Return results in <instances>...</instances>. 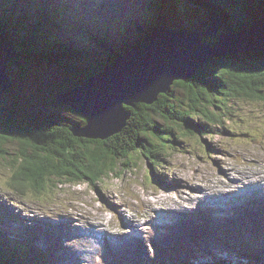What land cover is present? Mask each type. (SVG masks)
Returning a JSON list of instances; mask_svg holds the SVG:
<instances>
[{"label": "rangeland", "instance_id": "obj_1", "mask_svg": "<svg viewBox=\"0 0 264 264\" xmlns=\"http://www.w3.org/2000/svg\"><path fill=\"white\" fill-rule=\"evenodd\" d=\"M93 1L96 2L97 10H108L110 17L113 18L114 16L115 18L123 17L122 12L130 8L141 12L144 8V0ZM183 5L185 6L184 13L193 14L190 19L196 16L200 17V14H194L192 11L194 9L187 1L183 0ZM22 8L27 9L24 11L26 19L29 18L30 10L36 16L32 0H28V4ZM137 10H134L132 14L137 13ZM219 19L222 21L220 16ZM179 20H183L182 16ZM68 25L66 28L58 26L51 35L58 40H65L71 45L76 43L75 40L81 44H85L86 41L93 47L92 50L97 49L96 43L98 41L83 37L80 34L81 29H77L74 22H69ZM6 69L9 70V76L14 87L7 94H0V108L20 105V107L33 110L26 109L34 115H37L36 113L41 115L52 114L57 118L59 113L73 119L71 115H75V113H70L66 107L55 104L53 99L55 91H59L62 85L66 87L73 85L76 74L67 73L52 65H31L24 58L22 61L18 58L9 61ZM22 72H32L33 74L31 76L27 74L25 77ZM175 96L181 99L186 98L182 89H177ZM234 104L232 106L236 117L233 122L225 124L226 128L221 129V134L205 136L197 132L190 133L185 129L186 131L181 130L176 134L178 140L174 144L171 142L162 143L153 137L154 145L160 150L159 153L164 158L161 168H157L156 175L159 179L154 176L153 167H151L152 177H154L153 183L152 179L149 180L148 174L145 173L146 166L142 163L145 162L143 159L139 166L133 164L126 169L119 166L123 172L118 173L116 171L113 175H109L105 181H102L106 185L105 189H102L100 182L96 183V187L85 183L58 184L54 192H47L44 198L39 199L40 196L32 194L34 188L31 187L30 183L24 181L21 186L24 188L22 190L25 194L19 196L12 189L14 185L12 180L14 172L21 166L18 153L23 146L21 145L20 148L17 140L0 138V148L3 150V154L0 155V204L5 206L0 207V211H12L13 214L10 215L22 222L17 220L19 223H14L0 215V231H14L16 235L22 234L25 237H30V232L35 231L37 234L35 233L34 239L30 240V250L38 254L44 252L50 257L51 264H93L94 261L97 264H111L110 256L107 257L106 261L99 260L100 256L106 255L105 247L108 246L106 240L101 239V236L106 233L120 236L119 233H112L120 230L125 233V237L120 236L125 240V242L120 243L123 250L112 247L111 243L109 246L114 249V253L123 252L126 255L122 254L121 257H116L113 260L114 264H117L116 261H119L120 264H133L134 261L138 264H238L241 263L240 261L264 264L262 247L259 246L261 251L254 247L256 243H264V234L257 232L258 235L253 236V238L241 239L247 233V229L251 227L263 229L261 231L264 233V217L261 216V207L251 211L240 210L236 220H234L235 223L230 226V219L219 217L220 215L209 214L205 217V223H195L188 216L192 215L196 219L195 211L203 215L207 210L203 202L198 199L196 201L195 197H187L186 194H194L200 197L202 196V189L211 192L215 187L218 189L220 185L224 188H221L219 192L227 191L231 187L227 183L229 180L232 179V185L235 184L236 174L233 171H242L240 176H249V179L255 177L256 181L263 179L264 182V104L241 100ZM50 110L55 113L50 112ZM157 122L163 125L161 121ZM68 123L73 124L72 121ZM242 132L250 133L251 137L244 139L241 135ZM85 141L92 140L85 139ZM237 151L240 153L238 154ZM139 167L141 168L139 169ZM222 178L225 180L222 181ZM188 184L198 186L199 193L194 191L185 193L180 191L182 189L179 190L182 186L183 189L189 188ZM176 191H180V194ZM219 192L213 197L214 200L223 196ZM261 192L264 194V183ZM245 195L247 194L237 193L235 196ZM230 196L235 198L232 194L218 201L219 205L229 213L236 209L233 207ZM180 197L186 198V200L182 202ZM173 200L180 202H173ZM192 200L193 203L189 205V201ZM261 201L264 204V195ZM168 203L181 208H184L186 204L190 211L185 209L179 218L163 219L166 223L165 226L153 227L142 224L138 227L139 230L131 232L143 218V215L139 214L141 210L151 209L153 214H155L154 207L159 206H161L159 207L161 212L174 210L166 206ZM153 214L147 215L145 223H154ZM130 217L131 221L137 225L127 224L126 221ZM252 218L254 221H251ZM89 219H92L90 225L88 224ZM86 221L87 225L85 226ZM96 226L100 230L106 229L101 232L94 228ZM216 227L217 229L213 232L207 229ZM168 228L175 229L165 232V229ZM169 233L174 235L177 240ZM85 234H89V236L85 237ZM94 235H96L95 237L99 236L95 245L91 240ZM208 238L209 241H207ZM193 239L195 242H203L208 246L204 251L205 254L194 249L196 243H193L191 247ZM46 240L55 241L43 245ZM248 240H252L250 246L254 248H246L249 250L246 254L243 255L242 247L233 248L239 241L250 243ZM83 246L90 248L91 258H87L86 251L82 249ZM260 252L263 253L262 256ZM53 254L55 255L53 256ZM59 256L61 257L60 262ZM45 259H47L46 264H49L47 256Z\"/></svg>", "mask_w": 264, "mask_h": 264}, {"label": "trees", "instance_id": "obj_2", "mask_svg": "<svg viewBox=\"0 0 264 264\" xmlns=\"http://www.w3.org/2000/svg\"><path fill=\"white\" fill-rule=\"evenodd\" d=\"M42 1L32 0L35 10ZM185 1L194 9V14H200V17L190 19L193 14L184 13L183 0H146L143 24H139L143 29H136V33L133 28L128 30L127 24L103 25L108 19L91 16L83 0H49L45 7L39 8L35 16L36 23L24 21V0H0V46L9 43L16 51L17 58L21 61L22 58L26 59L28 64L52 65L76 74L71 87L74 88L91 75L99 74L105 65L130 50L146 33L162 29L188 32L203 30L215 16L222 19L221 33L241 31L264 18V0ZM205 5L209 8L206 12ZM181 16L182 21L179 20ZM69 22H74L77 29H81L83 37L98 41L97 49L92 50L93 47L86 41L81 44L75 40L77 44L65 46L50 37L53 29L58 26L66 28ZM22 27L27 34L24 37L20 36ZM202 41L216 43L214 38ZM22 74L26 77L28 72ZM69 89L62 85L61 90L54 94ZM177 89L184 90L185 99L175 96ZM239 100L264 104V50L253 55L209 60L188 81L174 82L170 91L160 94L154 104L124 106L129 119L119 133L106 141L74 138L71 128H83L86 125L84 118L77 114L71 115L73 119L59 113L54 118L40 113L31 114L28 108L20 105L0 108V138L17 140L23 146L18 153L21 166L14 172L12 189L17 195L23 196L25 193L21 183L24 181L30 183L36 195L54 192L58 184L65 183H85L96 187V183L103 185L102 181L116 171L123 172L119 166L125 169L133 164L139 166L143 159L149 180L152 178L151 167L157 178L156 169L161 168L164 158L154 145L153 137L159 142L174 144L178 140L176 134L181 130L205 136L221 134V129L226 128L225 124L235 119L232 105ZM71 121L73 124L68 123ZM2 151L0 148V155ZM260 234H264L263 231ZM246 238L253 236L244 234L241 237ZM248 241L250 243L245 248L260 246L264 249V243H256V246L251 247L252 240ZM27 249L25 246L22 250ZM16 251L19 252L14 253ZM40 259V256L25 254L18 248H0V264H44ZM240 262L238 264H252L251 261Z\"/></svg>", "mask_w": 264, "mask_h": 264}, {"label": "water", "instance_id": "obj_3", "mask_svg": "<svg viewBox=\"0 0 264 264\" xmlns=\"http://www.w3.org/2000/svg\"><path fill=\"white\" fill-rule=\"evenodd\" d=\"M258 21L244 31L219 34L222 21L215 16L203 30L162 29L145 34L130 50L105 65L99 74L56 94L57 104L69 107L86 120L103 119L105 122L101 129H90V132L73 128L72 136L106 141L119 133L129 119L124 106L154 104L160 94L170 91L174 82L188 81L209 60L261 53L264 50V18ZM259 23L260 29L255 31ZM214 37L217 40L214 44L202 41ZM14 59L16 52L11 45L4 43L0 46V94H5L13 86L6 66ZM137 75L149 82L141 94L136 90ZM99 82L105 86L102 93L97 90Z\"/></svg>", "mask_w": 264, "mask_h": 264}, {"label": "bare ground", "instance_id": "obj_4", "mask_svg": "<svg viewBox=\"0 0 264 264\" xmlns=\"http://www.w3.org/2000/svg\"><path fill=\"white\" fill-rule=\"evenodd\" d=\"M219 18V17H218ZM220 20V19H219ZM213 21V20H212ZM211 21V22H212ZM210 22V23H211ZM255 23H258L259 21L258 20H256V21H254ZM209 23V24H210ZM208 24V25H209ZM254 24V23H253ZM252 24V25H253ZM251 25V26H252ZM260 25H261V23H259L258 25H256V28H255V31L256 30H258V29H260ZM248 28H250V27H248ZM246 30V29H245ZM241 31H244V30H241ZM241 31H239V32H241ZM227 32H232V31H224V33H227ZM24 60H26V59H24ZM27 61V60H26ZM138 64V63H137ZM30 76L33 74L32 72H29L28 73ZM136 78L138 79L139 78V75H137L136 76ZM137 85H136V90H137V92L138 93H142V92H144L145 91V89H147L148 88V83L146 82V80L144 79V78H142V77H140L138 80H137ZM94 84V83H93ZM92 84V85H93ZM104 89H105V86H104V84L102 83V82H99L98 83V85H97V90H98V92H100V93H102V92H104ZM56 104V103H55ZM77 113V112H76ZM84 122L86 123V125H85V127H83V128H80V127H78V126H74V127H72L71 128V132L74 130L73 128H76V129H78V130H85L86 132H90V129H101L102 128V126L105 124V122H104V120L103 119H97V120H94V122H92V120L90 121V120H86V119H84ZM264 183V182H263ZM224 185V184H223ZM221 186V185H220ZM219 186V187H220ZM222 187V186H221ZM259 189H261V187H259ZM187 195V197H195V195L193 194H186ZM227 196H229V195H226V196H221L220 197V199H224V198H227ZM180 199L182 200V202H184L185 200H186V198H183V197H180ZM193 203V200L192 201H189V205H191ZM194 205H196V203H194ZM222 208V207H221ZM224 209V208H223ZM185 211V210H184ZM256 222V221H255ZM128 225H137V223H135V222H133V221H131V220H128V223H127ZM255 234H257V231L255 230V228L254 227H251L250 229H247V233L245 234L246 236H255ZM96 235H94L93 236V240H94V242H95V244L97 243V239H98V237L99 236H97V237H95ZM118 239V243H121V242H125V240L123 239V237H120V236H118V235H111V234H109V233H106V234H104V235H102L101 236V239H104V240H106V242H107V244H108V246H109V244L111 243V240H113V239ZM54 242L55 240H46V241H44L43 242V245H45L46 243H48V242ZM207 241H209V238L207 239ZM196 243V246L194 247V249H196L198 252H201V251H204L206 248H208V246L207 245H205L203 242L202 243H200V242H198V241H196L195 242ZM164 246V245H163ZM56 248H57V246H55ZM172 247H175V246H172ZM61 248V247H60ZM170 248V247H169ZM82 249L84 250V251H86V254H87V258H91V253L89 252V250H90V248H88L87 246H83L82 247ZM111 249H113L112 247H111ZM258 250H260L259 249V247H258ZM176 251V250H175ZM261 251V250H260ZM263 251H264V249H263ZM60 252H61V250H60ZM209 252V251H208ZM201 253H203V254H205V252H201ZM118 254H120V255H122V254H125V253H118ZM260 254H261V256L263 255V253L262 252H260ZM108 256H110L111 257V259L112 260H114L116 257H121V256H115V255H113L110 251L108 252V250L106 249V255L104 256L105 257V259H104V257H99V260L100 261H106L107 260V257ZM59 262H60V260H61V257L59 256ZM243 258H245V256H243ZM56 259H57V257H56ZM189 261V260H188ZM200 261V260H199ZM57 262H58V259H57ZM93 264H97L95 261H94V263Z\"/></svg>", "mask_w": 264, "mask_h": 264}]
</instances>
